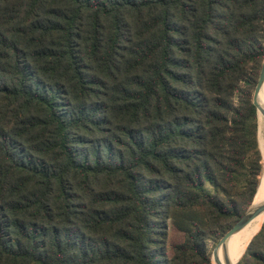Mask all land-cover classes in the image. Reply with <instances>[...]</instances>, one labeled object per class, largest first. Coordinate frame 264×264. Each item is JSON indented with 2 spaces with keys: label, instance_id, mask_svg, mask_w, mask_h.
Segmentation results:
<instances>
[{
  "label": "trees",
  "instance_id": "1",
  "mask_svg": "<svg viewBox=\"0 0 264 264\" xmlns=\"http://www.w3.org/2000/svg\"><path fill=\"white\" fill-rule=\"evenodd\" d=\"M263 59L264 0H0V264H212Z\"/></svg>",
  "mask_w": 264,
  "mask_h": 264
},
{
  "label": "bare ground",
  "instance_id": "2",
  "mask_svg": "<svg viewBox=\"0 0 264 264\" xmlns=\"http://www.w3.org/2000/svg\"><path fill=\"white\" fill-rule=\"evenodd\" d=\"M258 112L264 111V80L257 95ZM262 114V113H261ZM260 130L264 131V116L260 117ZM260 132V133H261ZM261 145L264 153V138H261ZM264 204V165L258 193L254 197L253 206ZM258 215L250 218L238 231L232 233L220 244L215 251L214 264H234L238 258L241 247L248 235L251 233V224Z\"/></svg>",
  "mask_w": 264,
  "mask_h": 264
},
{
  "label": "rangeland",
  "instance_id": "3",
  "mask_svg": "<svg viewBox=\"0 0 264 264\" xmlns=\"http://www.w3.org/2000/svg\"><path fill=\"white\" fill-rule=\"evenodd\" d=\"M260 117H262V114L260 112H258V123H257V141H258V148L260 150L261 153V171L258 177V187L256 190V193L254 195V197L256 196V194L258 193L259 187H260V181H261V177H262V172H263V165H264V153H263V149H262V145H261V138H264V131L261 132L260 130ZM261 132V133H260ZM208 189L210 190L211 188L208 186ZM254 200V198H253ZM252 203L248 206L247 210L245 211V213L248 211V209L251 207ZM264 223V211L261 212L260 214H258V216L256 217V219L252 222L251 226V233L248 235L247 239L245 240L243 246L241 247V250L239 252L238 258L235 261L234 264H237L238 261L242 258L246 247L248 246L249 242L252 240V238L257 234V232L261 229L262 224ZM183 240V236L181 233H179L171 224L169 226V231H168V250H169V254L171 255V245H173L174 243H178L181 242ZM220 241V240H219ZM218 241V242H219ZM218 242H213L210 241L208 243V248L210 250V254H211V263L214 264V258H215V254L212 260V254H213V250L216 247V245L218 244Z\"/></svg>",
  "mask_w": 264,
  "mask_h": 264
},
{
  "label": "water",
  "instance_id": "4",
  "mask_svg": "<svg viewBox=\"0 0 264 264\" xmlns=\"http://www.w3.org/2000/svg\"><path fill=\"white\" fill-rule=\"evenodd\" d=\"M264 80V59L261 65V69H260V73H259V77H258V81L257 84L254 88V92H253V97H252V102L254 104V106L257 109V113H258V104H257V95L258 92L262 86ZM262 115L264 116V111L260 110ZM264 211V204L259 205V206H253V204L251 205V207L248 209V211L244 214V216L220 239V241L218 242V244L216 245V247L213 250V254H212V260L215 254V251L217 249V247L222 244L227 238L228 236H230L232 233L238 231L250 218L260 214L261 212Z\"/></svg>",
  "mask_w": 264,
  "mask_h": 264
}]
</instances>
